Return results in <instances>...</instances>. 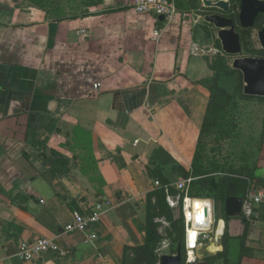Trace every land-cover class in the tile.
Here are the masks:
<instances>
[{"label":"crops","instance_id":"crops-1","mask_svg":"<svg viewBox=\"0 0 264 264\" xmlns=\"http://www.w3.org/2000/svg\"><path fill=\"white\" fill-rule=\"evenodd\" d=\"M133 2L56 20L30 0H0V264H121L126 245L145 242L149 168L191 169L210 99L203 80L213 75L195 38L200 18L162 21ZM236 120L231 140L247 139L246 159L229 162L224 146L222 155L250 186L239 216L216 215V246L228 233V264H264V205L248 194L264 184V110ZM52 151L69 158L67 173L52 170ZM193 199L212 200L217 214L213 198ZM98 202L97 238L63 231ZM40 237L67 254L17 255Z\"/></svg>","mask_w":264,"mask_h":264},{"label":"trees","instance_id":"trees-1","mask_svg":"<svg viewBox=\"0 0 264 264\" xmlns=\"http://www.w3.org/2000/svg\"><path fill=\"white\" fill-rule=\"evenodd\" d=\"M240 0H231V10L227 14L235 19L238 17V3ZM33 3L46 10L49 18L62 20L76 18L80 15H88L91 12L90 7L104 4L105 0H81L85 10L68 13L60 3L49 0H32ZM177 7L182 12L199 11L201 0H176ZM127 6L109 8L108 11L126 9ZM204 13L212 12L202 8ZM217 11V10H214ZM201 13V12H200ZM262 21L261 24L259 21ZM204 25V31L207 24ZM264 25V16L260 15L256 26L261 28ZM213 27V26H212ZM251 29L238 27L241 41L244 46L248 44V36ZM208 34L205 32V38ZM199 36L195 30V38ZM216 47L220 49L211 61L210 67L213 75L203 80V84L210 91V99L203 119L201 132L197 144V149L192 162L191 169H186L181 164L172 165L169 169L162 166L149 168V174L157 181L160 186L149 192L145 200V242L141 245L125 246L121 264H158V248L165 236L160 232V221L157 218L165 217L171 223L167 229L168 237L174 246V253H177L179 246L183 254L184 261L187 259V250L185 245V221L183 208L181 216L176 218L173 210L167 202V194L181 193L182 197L188 195L192 198H213L221 204V214L227 219L225 213V202L228 197H240L245 199L250 182L247 177H242V171L230 165L223 159L222 149L225 142L234 135L237 129V111L241 108L242 102L250 99H258L264 103V97H254L244 94L243 76L238 70L232 69L229 65L228 56L221 53L222 46L220 40H216ZM252 55L264 57V49L255 48L251 50ZM54 172L65 174L69 171L70 160L57 151H52L50 156L44 154ZM191 179L184 190H179L172 180ZM179 179V180H180ZM191 242H196L197 232L193 233ZM232 238L228 233L223 237V250L217 254L205 257L213 263V259L223 260V264L229 263L230 240ZM216 246V245H214ZM219 255V257H217Z\"/></svg>","mask_w":264,"mask_h":264},{"label":"water","instance_id":"water-1","mask_svg":"<svg viewBox=\"0 0 264 264\" xmlns=\"http://www.w3.org/2000/svg\"><path fill=\"white\" fill-rule=\"evenodd\" d=\"M205 8L217 10L203 15V20L212 25L217 31L222 51L230 56L229 65L238 70L243 76V92L249 96L264 97V57L242 55L244 47L238 27L252 29L256 26L260 15L264 16V0H240L238 3L237 19L227 15L231 10V0H202ZM164 20V16H160ZM260 47L264 49V25L258 31ZM243 198L228 197L225 202V213L229 217H236L242 213ZM204 216L207 218L206 208ZM158 264H210L208 259L184 261L181 246L177 253L160 255Z\"/></svg>","mask_w":264,"mask_h":264},{"label":"built area","instance_id":"built-area-1","mask_svg":"<svg viewBox=\"0 0 264 264\" xmlns=\"http://www.w3.org/2000/svg\"><path fill=\"white\" fill-rule=\"evenodd\" d=\"M133 8L140 13L153 14L155 16H164V19L167 21H172L177 17L182 19H190L193 17L191 12H182L178 9L176 0H134L132 4ZM158 35V31H155ZM191 179H180L177 181L176 186L179 190H184L187 183ZM155 186L159 187L160 182L155 180ZM249 196L253 203L257 205H264V184L254 185L249 190ZM192 197L188 195L182 197L181 193L178 194H167V202L170 207L182 206L185 220V239L188 246L189 238V229H192L194 232H197L196 238V248L198 245H201L206 239V235L211 232L217 233V229L212 230L215 224L216 218V209L214 207L213 201L211 205H206L207 218L204 216L206 222L205 226L195 227L193 221H190L187 218V200H192ZM192 206L189 207L191 212ZM104 211L103 202L96 203L90 210L80 212H74V219L72 222L64 226L63 231L67 233L75 231H84L88 232L87 240L97 238V233L94 231V228L100 223ZM210 213L212 214V222H209ZM189 247V246H188ZM67 250L62 248L56 241L47 237H40L35 240H25L23 241L18 249L17 255L26 261H34L48 253H53L57 255L67 254Z\"/></svg>","mask_w":264,"mask_h":264},{"label":"rangeland","instance_id":"rangeland-1","mask_svg":"<svg viewBox=\"0 0 264 264\" xmlns=\"http://www.w3.org/2000/svg\"><path fill=\"white\" fill-rule=\"evenodd\" d=\"M32 1V0H30ZM58 2L61 4V6H63L65 8V10L68 13H74V12H79L81 10H85V6H83L81 4V0H49V2ZM36 4V3H35ZM201 4H202V0H201ZM203 4L202 6L200 5V12L199 11H191V13H193L196 16H199L200 20L198 19V22L195 23V28L197 29V32L199 33V36L202 35V37L198 38V46L200 47L201 50H205L206 52H208V54H211L212 58H214L217 54H219V48L216 47V40L217 38V31L214 27H212L210 24L206 23L203 20V15L206 14L203 11ZM42 8V7H41ZM93 9V8H92ZM207 9V8H206ZM45 10V9H44ZM91 10V7H90ZM46 11V10H45ZM261 20L259 21V23L261 24ZM207 24V29L209 31H204V25L203 24ZM259 27H254L250 30L249 36H248V44L247 46L243 44L244 47V51L242 53V55H252L251 50L255 49V48H260V42H259V37H258V31H259ZM205 32L208 34L207 39L205 38ZM243 107H242V112H240L241 110L238 109L237 111V117L242 118V119H246L248 117H250L251 115L254 114H258L260 112L263 113L264 110V103L260 102L258 104V102L256 101L255 103V99H250L249 101H245L242 102ZM239 112L242 114H240L239 116ZM244 120L240 121V124L242 122H244ZM233 137V135H232ZM229 138L225 144H224V148L226 150L229 151L230 153V159H228L229 162L233 161V160H237L238 162H241V164H243L244 160L246 159V155H243L241 153V151L239 150V148L243 147L246 148L247 146V139H243L241 140V136L237 137L236 139H232ZM241 140V141H240ZM232 141H234V143H232ZM243 145V146H242ZM227 151V152H228ZM226 154V153H225ZM214 200V199H213ZM215 201V200H214ZM216 206H217V216L219 215V217H223L221 214L222 208H221V204L216 202ZM172 208V207H171ZM181 208L177 206V207H173V214L176 218H179L181 216ZM216 216V218H217ZM158 221H160L161 226H160V232L165 236V239L161 242L160 247L158 248V254L160 255H170V254H175L174 253V246L175 244L172 243L171 239L168 237V232L167 229L169 227H171V223L168 222L166 220L165 217H161V218H157ZM190 221H193L194 226L198 227L199 224L197 223V221L189 219ZM185 221V220H184ZM186 227V225H185ZM216 228H212V230H215ZM194 231L192 229H189V238H188V246L186 244V239H185V245H186V250L191 255L196 256L195 260H201V259H205V257L209 256V255H213V254H217V252H219L218 250L220 249L218 246H214L216 244H219V238L217 236V233H215L214 231L209 233L208 235H206V239L205 241H203V243L201 245H198L196 248H190V245L193 243L190 241L191 237L194 236L193 235ZM223 241V240H222ZM222 243V242H221ZM194 251V252H193ZM194 256V257H195ZM217 257H219V255H217ZM191 257H189L190 259ZM192 259V258H191ZM212 264H223V260H219V258H214L213 259V263Z\"/></svg>","mask_w":264,"mask_h":264},{"label":"bare ground","instance_id":"bare-ground-1","mask_svg":"<svg viewBox=\"0 0 264 264\" xmlns=\"http://www.w3.org/2000/svg\"><path fill=\"white\" fill-rule=\"evenodd\" d=\"M188 205H187V208H186V212H187V218L188 219H192V220H195L197 221V223L200 225V226H205L206 225V222L204 220V208L206 205H211V201L209 199H192V200H188L187 201ZM192 206L191 208V212L189 210V207ZM209 222H212V214L210 213V216H209ZM221 231V227L219 225V229H218V235ZM196 246V242H193L191 245H190V248H193ZM194 252V251H193ZM195 254L194 255H191L189 257H191L189 260L193 261L195 260L196 256Z\"/></svg>","mask_w":264,"mask_h":264},{"label":"flooded vegetation","instance_id":"flooded-vegetation-1","mask_svg":"<svg viewBox=\"0 0 264 264\" xmlns=\"http://www.w3.org/2000/svg\"><path fill=\"white\" fill-rule=\"evenodd\" d=\"M209 11H214V10H211V9H208Z\"/></svg>","mask_w":264,"mask_h":264}]
</instances>
